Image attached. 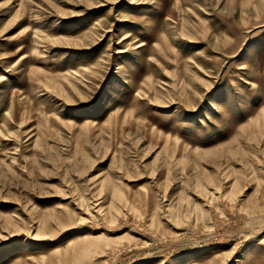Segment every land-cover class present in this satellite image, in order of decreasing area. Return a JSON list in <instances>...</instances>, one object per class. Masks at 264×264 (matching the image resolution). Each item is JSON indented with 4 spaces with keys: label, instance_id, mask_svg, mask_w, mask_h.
<instances>
[{
    "label": "rangeland",
    "instance_id": "rangeland-1",
    "mask_svg": "<svg viewBox=\"0 0 264 264\" xmlns=\"http://www.w3.org/2000/svg\"><path fill=\"white\" fill-rule=\"evenodd\" d=\"M0 264H264V0H0Z\"/></svg>",
    "mask_w": 264,
    "mask_h": 264
},
{
    "label": "snow or ice",
    "instance_id": "snow-or-ice-1",
    "mask_svg": "<svg viewBox=\"0 0 264 264\" xmlns=\"http://www.w3.org/2000/svg\"><path fill=\"white\" fill-rule=\"evenodd\" d=\"M0 78H3L2 70H0Z\"/></svg>",
    "mask_w": 264,
    "mask_h": 264
}]
</instances>
